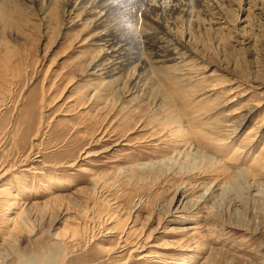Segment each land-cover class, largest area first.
<instances>
[{
	"label": "rangeland",
	"instance_id": "1",
	"mask_svg": "<svg viewBox=\"0 0 264 264\" xmlns=\"http://www.w3.org/2000/svg\"><path fill=\"white\" fill-rule=\"evenodd\" d=\"M8 1L0 264H264V0Z\"/></svg>",
	"mask_w": 264,
	"mask_h": 264
},
{
	"label": "bare ground",
	"instance_id": "2",
	"mask_svg": "<svg viewBox=\"0 0 264 264\" xmlns=\"http://www.w3.org/2000/svg\"><path fill=\"white\" fill-rule=\"evenodd\" d=\"M1 1V0H0ZM32 1V0H31ZM38 1H40V0H38ZM66 2H61V0H60V2H59V0L57 1H55V0H51V2L52 3H54L53 4V7L51 6L48 10H51V8H54V7H56L57 6V3H58V9L59 10H61L63 13L65 12V11H68L69 9L68 8H70V6H71V4H68L67 3V1L68 0H65ZM155 1V0H154ZM209 1H212V0H209ZM12 2V1H11ZM215 2V1H214ZM7 3V2H6ZM5 2H4V0H2V2H1V4H0V18H3V17H5L6 15L3 13V8H7V9H12V7L11 6H9L10 4H9V1H8V4H6ZM15 3H17L16 1H15ZM33 3H34V1H33ZM39 3V2H38ZM40 3H41V1H40ZM61 3V4H60ZM111 3H112V0H96V1H94V0H84V5H86V14H88L89 16H91V19L92 20H90L89 22H87V21H85V23L87 22V24H90L91 22H92V24L95 26V27H99L101 30H100V32L98 33L99 35H105V32L104 31H107V30H109L110 29V27L111 26H113L114 27V25H111L112 23L114 24V21H116V20H114V19H112V13H111V10H113V9H111ZM178 3H182V4H177V5H174V6H171V5H169L168 6V4L166 5V4H164L163 3V0H158V4H157V11L158 12H162V14H161V16L162 17H164V14H173L174 12H175V10H178V11H180L181 13H185V14H187V13H189V10L191 9L190 7L192 6V4H199V6H201L202 7V4L201 3H203L201 0H188V1H186V2H178ZM213 3V2H212ZM44 4V3H43ZM205 4L207 5V3L205 2ZM113 5V4H112ZM209 6V5H208ZM14 7V6H13ZM155 7H156V5H155ZM40 8V7H39ZM215 8V7H214ZM152 9V8H151ZM156 9V8H155ZM154 9V10H155ZM204 9V8H203ZM43 10V9H42ZM72 10V9H71ZM114 11V10H113ZM156 11V10H155ZM11 12V11H10ZM44 12V11H43ZM85 12V11H84ZM81 14V13H80ZM116 15V14H115ZM159 15V14H158ZM3 16V17H2ZM65 17V16H64ZM161 17V18H162ZM211 18H212V16H210ZM85 20H87V19H85ZM211 20V19H210ZM209 20V21H210ZM65 21V20H64ZM136 23L138 22L137 20H134ZM141 23L140 24H142V21H140ZM144 22H145V20H144ZM154 23H156V22H154ZM220 23V22H219ZM152 24V23H151ZM149 24V26H151V32H148V33H143L142 35H143V37H145V38H149L150 40H153L154 39V41L155 42H158L159 44H160V48H161V50L163 51V53L165 54L164 56H161L160 55V62H163V59H165V61L167 60L166 58H165V56H166V53H168V54H172V55H177V56H180L181 55V51H182V49H184V46H182L176 39H172V37H170V34H168V33H166L165 31V33H163L162 31L161 32H159L160 30L158 29L159 27H157V24L156 25H154V24ZM212 24V23H211ZM108 25H110L109 26V28L107 27ZM135 24H133V26H134ZM137 25V24H136ZM113 27H112V29H113ZM116 27V26H115ZM132 27V26H131ZM115 29V28H114ZM96 30H97V28H96ZM99 30V29H98ZM159 30V31H158ZM110 31V30H109ZM109 31H107V32H109ZM111 31H113V30H111ZM115 31V30H114ZM134 31V30H133ZM81 34V33H80ZM107 34V33H106ZM132 34V33H131ZM133 35V34H132ZM135 35H136V33H135ZM106 36V35H105ZM136 37V36H135ZM94 38V37H93ZM97 38V37H96ZM101 39V38H100ZM98 41V40H97ZM107 44V43H106ZM112 47V46H111ZM186 49V48H185ZM111 50V49H110ZM112 52V51H111ZM110 52V53H111ZM116 52V51H115ZM117 54V53H116ZM191 54V53H190ZM102 56V55H101ZM104 56V55H103ZM122 57V56H121ZM113 58V57H112ZM120 57H118V59H119ZM127 58V57H126ZM105 59V58H104ZM117 59V60H118ZM122 59V58H121ZM116 60V59H115ZM123 60V59H122ZM131 60H132V58H131ZM131 60H128L127 62H125L126 63V65H130L131 64ZM95 61V60H94ZM98 61V60H97ZM103 61V60H102ZM120 62V61H119ZM100 64V63H99ZM123 64V63H122ZM141 65V64H140ZM121 66V65H120ZM123 66V65H122ZM133 66H135V65H133ZM138 66V65H137ZM126 67H128V66H126ZM125 67V68H126ZM131 67V66H130ZM130 67H128V69L130 68ZM141 67H142V65H141ZM141 69V68H140ZM124 70H127V68L126 69H124ZM139 70V69H138ZM111 77V76H110ZM112 78V77H111ZM135 83V82H134ZM174 123V122H173ZM5 193V192H4ZM0 195H3V192H0ZM9 197V196H8ZM1 198V197H0ZM4 198V197H3ZM6 198V197H5ZM13 198V197H12ZM11 201V199L10 200H5V201H1L0 202V215L2 216L5 212L7 213L8 211H10L11 212V210H13L15 207H16V204H15V202L13 203V202H10ZM13 201V200H12ZM14 201H16V200H14ZM5 213V214H6ZM8 214V213H7ZM19 217H20V213L18 214V216H17V218H16V220L13 222V223H11L10 225H12V227H13V229H16L17 228V226H19L20 224H19V222H18V219H19ZM9 221L10 220H8V221H6V223L7 224H9ZM1 224V223H0ZM2 225V224H1ZM0 232H1V230H0ZM8 236V235H7ZM1 253V252H0ZM2 258V257H1ZM1 258H0V260H1Z\"/></svg>",
	"mask_w": 264,
	"mask_h": 264
}]
</instances>
